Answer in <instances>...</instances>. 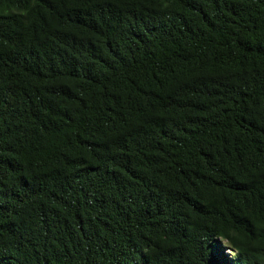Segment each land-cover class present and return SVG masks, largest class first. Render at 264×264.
I'll use <instances>...</instances> for the list:
<instances>
[{
	"label": "trees",
	"instance_id": "16d2710c",
	"mask_svg": "<svg viewBox=\"0 0 264 264\" xmlns=\"http://www.w3.org/2000/svg\"><path fill=\"white\" fill-rule=\"evenodd\" d=\"M0 264H264V0H0Z\"/></svg>",
	"mask_w": 264,
	"mask_h": 264
}]
</instances>
